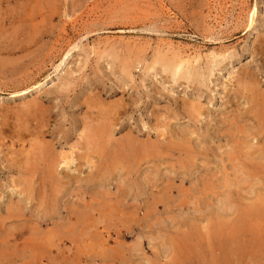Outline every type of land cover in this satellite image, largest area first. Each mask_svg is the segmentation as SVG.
Returning a JSON list of instances; mask_svg holds the SVG:
<instances>
[{
	"label": "rangeland",
	"instance_id": "374dc122",
	"mask_svg": "<svg viewBox=\"0 0 264 264\" xmlns=\"http://www.w3.org/2000/svg\"><path fill=\"white\" fill-rule=\"evenodd\" d=\"M263 107L264 0H0V264H264Z\"/></svg>",
	"mask_w": 264,
	"mask_h": 264
},
{
	"label": "bare ground",
	"instance_id": "6f19581e",
	"mask_svg": "<svg viewBox=\"0 0 264 264\" xmlns=\"http://www.w3.org/2000/svg\"><path fill=\"white\" fill-rule=\"evenodd\" d=\"M255 13H256V10H254V12H253V15H252V20H251V24H253V22H254V16H255ZM69 53V52H68ZM64 60H66V59H64ZM41 84H38L37 83V85H35L34 86V88H32L31 90L29 89V90H25V91H23L22 93H23V95H25V94H27V93H30V92H32V91H35V90H41L45 85H46V82H40ZM66 87V86H65ZM21 94V93H20ZM260 108H261V106H260ZM264 108V107H263ZM38 140V139H37ZM73 146V145H72ZM41 149V148H40ZM122 149V148H121ZM46 154V153H45ZM31 155V154H30ZM41 157V156H40ZM91 158V157H90ZM66 159V158H65ZM110 159V158H109ZM67 160V159H66ZM74 161V160H73ZM29 163V162H28ZM68 163H69V161H68ZM71 163V162H70ZM50 164V163H49ZM27 165V164H26ZM53 168V167H52ZM52 171H53V169H52Z\"/></svg>",
	"mask_w": 264,
	"mask_h": 264
}]
</instances>
